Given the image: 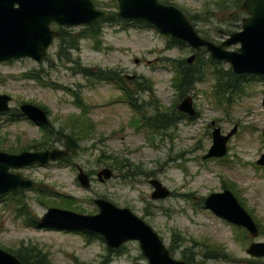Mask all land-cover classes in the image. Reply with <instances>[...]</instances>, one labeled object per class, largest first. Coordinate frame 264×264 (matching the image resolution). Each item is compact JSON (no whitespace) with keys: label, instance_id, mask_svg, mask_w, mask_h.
<instances>
[{"label":"rangeland","instance_id":"374dc122","mask_svg":"<svg viewBox=\"0 0 264 264\" xmlns=\"http://www.w3.org/2000/svg\"><path fill=\"white\" fill-rule=\"evenodd\" d=\"M91 2L105 14L116 11L114 0ZM231 3L234 2L168 0V5L194 16L191 24L198 35L208 36L215 43L224 38L226 29H240L243 14L233 27H227L232 20L228 16ZM50 28L56 32L62 28L72 34L81 27ZM99 39L98 49L91 41L80 40L76 50L65 51L71 61L63 60L54 39L38 65L28 59L0 63V94L10 98L9 111L0 114V151H32L33 142L42 137L40 127L30 121L8 117L21 103L44 107L50 127L68 134V117L80 113L74 105L75 93L87 107L86 117L92 124L89 137L76 142V153L68 156L66 162L23 168L19 170L23 177L33 181L37 189L73 197L76 203L72 206L83 211L81 214L96 213L92 203L96 198L128 209L156 233L173 259L186 258L195 264H264V259L245 253L251 242H264V167L255 164L264 153V80L252 76L239 80L242 92L231 96L228 106H217L210 96L213 80L204 71L202 81L193 82L178 97L172 86V66L166 61L185 60L193 54L187 46L176 47L169 36L138 24L104 23ZM236 47L230 46L228 50ZM206 57L202 56L203 62ZM76 65L118 71L130 91L135 92L131 98L134 106L145 116L164 112L172 105L176 110L185 95L191 97L195 114L190 120H179L173 126L152 132L134 123L136 109L121 101L122 93L115 84L98 82L88 86ZM217 69L229 68L219 63ZM35 73L39 74V81L26 78ZM137 85L140 90L135 89ZM143 85L150 89L142 90ZM211 121L222 134L236 127L227 141L226 154L220 159H202L211 143ZM55 147L61 148L60 140ZM120 161L126 162V168H113ZM74 165L90 174L88 188L76 182ZM102 168H109L112 176L99 183L95 174ZM151 179L167 189L169 196L151 200ZM228 187L258 225L256 238L251 239L202 207L206 195ZM21 192V199L36 219L47 209L38 200L59 203L58 199L45 198L32 189ZM20 246L35 247L50 264H145L135 242L125 243L121 253L114 255L107 253L102 239L86 242L79 232L26 226L16 214L15 203L5 198L0 202V249L12 252Z\"/></svg>","mask_w":264,"mask_h":264},{"label":"water","instance_id":"95a60500","mask_svg":"<svg viewBox=\"0 0 264 264\" xmlns=\"http://www.w3.org/2000/svg\"><path fill=\"white\" fill-rule=\"evenodd\" d=\"M116 18L123 21H140L148 24L161 34L176 39L191 51L203 50L207 58L228 65L234 75L264 77V0H242L238 10L244 16L240 19V29L229 33L219 43L203 39L195 31L186 16L171 5L158 0H114ZM103 16L91 0H0V63L28 59L40 64L47 49L58 33L50 28L81 27L89 25ZM230 46H237L228 50ZM194 54L184 61L190 64ZM10 98L0 94V114L7 113ZM20 115L38 126H47L48 119L43 109L21 103ZM176 111L191 118L195 114L192 99L183 96L176 105ZM211 121V143L202 159H220L226 154V144L236 132V127L222 134ZM264 138V127L261 130ZM62 147L39 151L7 153L0 151V197L17 191L29 190L35 183L21 175L19 170L33 166L55 163L67 155L76 153L77 144L69 136L62 134ZM264 167V153L255 161ZM75 180L84 189L89 187V177L77 165ZM109 168H102L96 174V181L104 182L111 178ZM151 200H161L170 192L151 179ZM96 213L91 215L70 210L49 207L38 217L43 228L87 232L98 235L107 249L116 250L127 242H135L145 264H187L173 259L156 233L140 218L126 208H118L110 202L96 198L92 200ZM202 207L225 222L243 229L254 239L258 229L239 205L230 191L223 189L212 192L202 200ZM246 255L254 259H264V242H251L245 249ZM0 264H21L9 252L0 249Z\"/></svg>","mask_w":264,"mask_h":264},{"label":"trees","instance_id":"16d2710c","mask_svg":"<svg viewBox=\"0 0 264 264\" xmlns=\"http://www.w3.org/2000/svg\"><path fill=\"white\" fill-rule=\"evenodd\" d=\"M162 4L168 5V0H158ZM234 3H231L229 7V13L228 16L232 17L231 23L227 25V27H233L235 22H237L240 18L241 13L238 10V6L242 0H232ZM184 14V13H183ZM185 15V14H184ZM186 18L190 23L194 22L193 17L185 15ZM104 23H114L115 25L119 26H125L130 24H138L143 27H151L148 24L140 21H123L115 16V12H111L108 14L103 13V16L96 20L95 22L86 25L81 26L80 30L69 34V32L63 30L62 28H59L57 30L58 36V51L59 54L63 57V60L65 61H71V59L68 56V53L65 51L69 50H76L77 43L80 40H89L93 43L94 48L98 49V46L100 45V36H101V30H102V24ZM192 25V24H191ZM197 34L199 33L196 31ZM231 32L230 29H226L224 33L227 35ZM225 35V36H226ZM203 39L209 40L208 36H203ZM211 41V40H209ZM170 43L176 47H183L185 46L182 42L170 38ZM194 59L190 64L185 63L184 60H178L175 62H170V65L172 66L173 71V79H172V86L175 88V90L178 92V97H181L186 93V90L190 88V86L193 84V82L202 81V77L204 76V71H208L209 76H211V79L213 80L212 85V91H211V98L213 99L214 103L217 106L225 105L228 106L230 104V98L231 96H237L239 95L242 90L239 86V80L246 81L250 78V76L247 75H234L232 74L229 69L226 70H219L217 69V65L219 62L213 61L205 58V62L202 61V56L205 54L203 50L199 51H193ZM207 56V55H206ZM77 66V72L83 77L85 80V84L88 86H93L94 83L98 82H109L112 84H115V86L121 91L122 96L120 97L122 102H126L131 107L136 109V115H137V121L134 120V123H139L140 127H144L148 130H151L152 132H157L158 130L167 128L168 126H173L176 122L179 120H190L191 118H188L184 114H181L177 112L174 109V105L171 107H168L166 110L164 109V112H156L153 115L145 116L141 110H139L137 107L134 106L131 98L132 95L135 93L134 91L131 92L130 89L125 84L124 79L122 76L119 75L118 71H111V70H101L98 68H89V67H80ZM26 78L34 79L36 81H39V74H28L26 75ZM258 79L264 80L263 77H259ZM139 87L135 88L136 90H140V85H137ZM144 89L142 90H149L150 87L148 85H143ZM74 97V105L80 110V113L74 117H68V123L65 128L69 129L68 135L71 137V139L75 142H79L80 140L86 139L89 137L91 131H92V124L89 122V120L86 117V106L83 104L81 97L77 96V94L72 93ZM47 114V110L44 107L37 106ZM8 117L11 118V120H15L20 116V113L18 109H15L13 112H11ZM138 126V127H139ZM40 130L42 131V137L39 141L33 142V145L31 146L30 150L32 151H39L47 147H51L53 143L57 142L59 137V131H51L47 127H41ZM0 143H2V139H0ZM21 151H28V148H23L19 150H13V149H7L5 152L7 153H18ZM68 157V156H67ZM67 157H65L63 160L60 161V163L66 162ZM126 162L123 161L120 163H115L113 168H117L118 170L126 168ZM90 174H87V176ZM231 184V183H230ZM229 184V185H230ZM230 187H228V190ZM32 190L34 192L39 193V195L43 194V197L50 198L54 197L58 199L59 203L55 204H48L46 201H39L38 203L45 207H58L61 209L71 210V211H77L82 213L83 211L79 210L72 205L76 203L75 199L71 196H62L54 194L52 191L49 190H40L37 189V187H33ZM230 191V190H229ZM21 191H17L14 193H10L8 195L0 197V202L5 198H10L12 202L15 203L16 207V214L17 216H21L23 218L24 224L26 226L32 227V228H39L40 225L38 224L37 219L29 212V210L26 208V203L21 199ZM248 213V212H247ZM249 214V213H248ZM251 217V216H250ZM253 220V219H252ZM254 222V221H253ZM255 223V222H254ZM256 227L258 228V225L255 223ZM237 228V227H236ZM238 230H241L243 233H246L243 229L237 228ZM259 230H261L259 228ZM83 235L86 242L91 238L101 239L98 235L87 233V232H79ZM168 250V249H167ZM107 253L118 255L121 253V247L116 250L106 249ZM10 254H12L16 259L19 260L21 264H50L48 260L46 259L44 254L40 253V250L36 249L35 247L27 246L23 247L20 246L15 251H9ZM169 254L170 251L168 250ZM223 256V255H222ZM206 257H211L207 255ZM184 262L187 264H195L192 260L182 258ZM106 261V260H105Z\"/></svg>","mask_w":264,"mask_h":264},{"label":"flooded vegetation","instance_id":"af4514ba","mask_svg":"<svg viewBox=\"0 0 264 264\" xmlns=\"http://www.w3.org/2000/svg\"><path fill=\"white\" fill-rule=\"evenodd\" d=\"M231 33H232V32H231ZM227 35H228V34H227ZM214 43H215V42H214ZM247 76H248V75H247ZM252 77H257V76H252ZM263 78H264V77H263ZM46 115H47V114H46ZM20 116H21V115H20ZM21 117H22V116H21ZM22 118H24V117H22ZM24 119L27 120L26 118H24ZM28 121H29V120H28ZM31 123H32V122H31ZM32 124H34V123H32ZM34 125H35V126H38V125H36V124H34ZM38 127H40V128H41V127H47V128H48L49 130H51V131H56V130H53L52 127H50L49 123L47 124V126H38ZM57 131H58V130H57ZM62 134L69 136L68 134H65V133H62V132L60 133V132H59V137H60L59 140L61 141V147H62V140H63V138H62ZM69 137H70V136H69ZM70 138H71V137H70ZM59 140H58V141H59ZM58 141L55 142V143H53L51 147H47V148H44V149L56 148V147H55V144L58 143ZM58 149H61V148H58ZM42 150H43V149H42ZM67 156H70V155H67ZM67 156H66V157H67ZM64 158H65V157H64ZM64 158H63V159H64ZM63 159H62V160H63ZM60 161H61V160H60ZM60 161H58V162H60ZM47 164H48V163H47ZM45 165H46V164H45Z\"/></svg>","mask_w":264,"mask_h":264}]
</instances>
